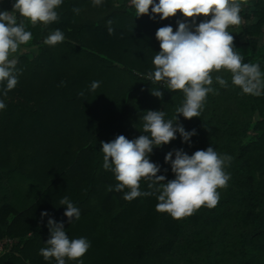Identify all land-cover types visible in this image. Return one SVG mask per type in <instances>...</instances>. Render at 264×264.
I'll list each match as a JSON object with an SVG mask.
<instances>
[{
  "label": "trees",
  "instance_id": "trees-1",
  "mask_svg": "<svg viewBox=\"0 0 264 264\" xmlns=\"http://www.w3.org/2000/svg\"><path fill=\"white\" fill-rule=\"evenodd\" d=\"M241 2L242 33L230 31L234 45L245 63L259 64L264 74V0ZM13 3L0 0V11H11ZM57 12L59 19L47 26L25 20L32 40L22 46L35 50L16 55L18 84L0 95L6 105L0 110V240H12L0 253V264H55L40 255L50 238L49 218L63 222L70 239L90 242L82 264H264V93L242 94L230 73L214 72L218 94H208L199 117L178 118L186 131L196 130L190 144L177 133L153 148L149 159L166 181L174 179L164 159L169 151L175 159L174 150L192 155L212 146L232 157L217 206L173 219L156 211L158 194L129 201L128 189L114 190L117 181L103 168L100 142L118 135L138 138L148 110H163L165 120L175 121L182 91L144 77L160 51L157 29L170 25L175 31L185 18L136 17L130 0H103L98 6L92 0H63ZM56 29L65 40L45 45ZM216 75L228 87L216 83ZM93 81L100 82L95 91ZM150 89H160L163 97ZM148 184L141 180L140 190L153 192ZM65 196L80 210L79 220L69 222L64 215ZM42 212L48 215L42 218Z\"/></svg>",
  "mask_w": 264,
  "mask_h": 264
},
{
  "label": "clouds",
  "instance_id": "clouds-1",
  "mask_svg": "<svg viewBox=\"0 0 264 264\" xmlns=\"http://www.w3.org/2000/svg\"><path fill=\"white\" fill-rule=\"evenodd\" d=\"M94 6L103 0H92ZM63 0H14L11 11H0V95L6 97L8 92L18 84L21 70L15 55L22 45L32 40V33L25 28V20L36 26L42 23L47 26L59 19L57 9ZM136 17L150 15L161 20L181 14L185 20H178L174 31L172 26L159 27L155 37L160 51L153 58L154 69L145 79L153 84L161 83L170 91H182L184 101L176 108L175 121L165 120L163 110H148L140 119L142 135L128 139L118 135L110 142L101 141L103 168L111 171L117 184L115 191L124 192V199L133 200L142 195H157L156 211L167 213L173 219H182L193 215L201 207L215 208L220 200V189L228 186L230 174L225 171L232 157L219 154L212 146L206 150H196L188 155L183 149L169 151L165 163H170L174 179L167 180L165 175H157L160 166L151 162L149 155L154 147L170 143L179 133L182 142L190 144V138L196 130L186 131L179 116L191 120L201 115L209 93L218 94L213 85V73L222 70L231 74L232 85L241 89L242 94L259 96L264 93V74L259 64L245 63L244 57L236 50L234 36L228 30L242 23L241 0H130ZM73 11L79 14L80 9ZM20 18L18 22V15ZM198 17L204 19L196 23ZM191 23L186 22L187 20ZM111 35L112 21L107 22ZM65 40L64 33L56 29L43 41L45 45L55 46ZM215 82L221 87H228V81L222 75L215 76ZM63 83V82H62ZM100 82L93 81L90 90L99 88ZM152 95L163 97L160 89H150ZM84 95L83 92L80 93ZM6 105L0 100V110ZM141 180L149 182L153 192L140 190ZM166 181V182H165ZM109 191L113 188L109 186ZM66 206L64 215L69 222L79 220L80 210L73 205L67 196L60 200ZM42 212L41 217L47 216ZM47 226L50 238L45 242L47 247L40 249L45 260L54 259L55 264H66L67 261H80L90 248L86 238L70 239L66 234L63 222L57 223L49 218Z\"/></svg>",
  "mask_w": 264,
  "mask_h": 264
},
{
  "label": "rangeland",
  "instance_id": "rangeland-1",
  "mask_svg": "<svg viewBox=\"0 0 264 264\" xmlns=\"http://www.w3.org/2000/svg\"><path fill=\"white\" fill-rule=\"evenodd\" d=\"M241 15V14H240ZM242 23H243V19H242ZM241 23V24H242ZM240 24V25H241ZM240 25H238V26H232V27H230L228 30L229 31H233V32H235V33H238V34H241L242 33V31H241V29H240ZM261 40H264V33L262 34V36H261V39H260V42H261ZM35 50V48H29V47H25V46H21V50L20 51H18V53H21V52H23V51H25V50ZM18 53H16L15 55H17Z\"/></svg>",
  "mask_w": 264,
  "mask_h": 264
},
{
  "label": "built area",
  "instance_id": "built-area-1",
  "mask_svg": "<svg viewBox=\"0 0 264 264\" xmlns=\"http://www.w3.org/2000/svg\"><path fill=\"white\" fill-rule=\"evenodd\" d=\"M12 240L10 238H4L0 240V251H5L7 245L11 242Z\"/></svg>",
  "mask_w": 264,
  "mask_h": 264
},
{
  "label": "crops",
  "instance_id": "crops-1",
  "mask_svg": "<svg viewBox=\"0 0 264 264\" xmlns=\"http://www.w3.org/2000/svg\"><path fill=\"white\" fill-rule=\"evenodd\" d=\"M0 253H1V251H0Z\"/></svg>",
  "mask_w": 264,
  "mask_h": 264
}]
</instances>
